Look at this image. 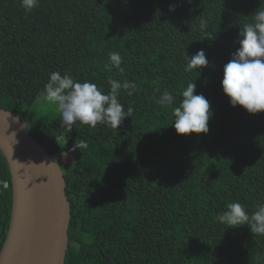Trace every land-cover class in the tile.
<instances>
[{
  "label": "trees",
  "instance_id": "1",
  "mask_svg": "<svg viewBox=\"0 0 264 264\" xmlns=\"http://www.w3.org/2000/svg\"><path fill=\"white\" fill-rule=\"evenodd\" d=\"M258 8L264 0H39L26 12L21 0H0L1 109L26 123L23 111L52 72L104 93L109 78L136 84L120 90L133 113L118 129L68 130L60 114L49 121L73 157L60 167L70 209L64 264H264V236L217 219L229 203L249 214L264 203V112L232 107L221 87L242 25ZM201 49L209 65L186 72V56ZM114 51L123 72L109 62ZM191 82L211 103L209 132L178 135L173 108ZM164 90L172 106L157 103ZM33 124L27 131L39 140ZM81 141L86 148L70 151ZM13 198L0 150V256Z\"/></svg>",
  "mask_w": 264,
  "mask_h": 264
},
{
  "label": "clouds",
  "instance_id": "2",
  "mask_svg": "<svg viewBox=\"0 0 264 264\" xmlns=\"http://www.w3.org/2000/svg\"><path fill=\"white\" fill-rule=\"evenodd\" d=\"M38 4L39 0H21V6L26 12H31ZM169 11H175V5H170ZM207 26V21L201 19L200 30L205 32ZM205 38H211L210 34L205 32ZM238 43L239 48L224 65L221 87L232 107L240 106L247 113L255 115L264 112V8H258L254 12L252 22L242 25ZM186 58V72H201L209 65L203 49ZM109 62L120 72L124 71L119 52H110ZM108 84L110 91L104 93L94 83H81L68 74L52 72L44 86V99L56 106L61 115V123L68 130L77 123L93 128L101 123L118 129L125 118L131 117L133 113L131 106L125 111L119 102L120 90H134L136 84L127 80L121 83L111 78ZM195 92L196 84L189 83L181 93L183 99L179 106L173 108L175 119L172 127L178 135L209 132L208 122L213 115L211 103L203 94H194ZM132 94V91H128L129 96ZM174 100V95L164 90L157 103L172 106ZM86 147V142L81 141L79 144L75 143L70 151ZM226 208L217 219L227 229L247 226L253 235L264 236V203L258 204L251 214L239 202L229 203Z\"/></svg>",
  "mask_w": 264,
  "mask_h": 264
},
{
  "label": "water",
  "instance_id": "3",
  "mask_svg": "<svg viewBox=\"0 0 264 264\" xmlns=\"http://www.w3.org/2000/svg\"><path fill=\"white\" fill-rule=\"evenodd\" d=\"M0 150L12 167L14 204L18 176L24 184L32 231L25 264H64L70 209L59 165L27 131L23 120L1 108ZM13 216L14 212L10 225Z\"/></svg>",
  "mask_w": 264,
  "mask_h": 264
},
{
  "label": "rangeland",
  "instance_id": "4",
  "mask_svg": "<svg viewBox=\"0 0 264 264\" xmlns=\"http://www.w3.org/2000/svg\"><path fill=\"white\" fill-rule=\"evenodd\" d=\"M24 120L27 124L33 122L35 131L41 130V136L38 137L39 144L49 153L59 167H63L73 161L71 153L66 149L64 143L56 138L55 128L50 125V120L60 113L54 104L44 99V92H41L33 106L23 111ZM36 119V120H32ZM14 201L12 203V214L14 212Z\"/></svg>",
  "mask_w": 264,
  "mask_h": 264
},
{
  "label": "bare ground",
  "instance_id": "5",
  "mask_svg": "<svg viewBox=\"0 0 264 264\" xmlns=\"http://www.w3.org/2000/svg\"><path fill=\"white\" fill-rule=\"evenodd\" d=\"M14 216L9 227L8 243L0 264H25L31 240V223L21 175L16 179Z\"/></svg>",
  "mask_w": 264,
  "mask_h": 264
}]
</instances>
